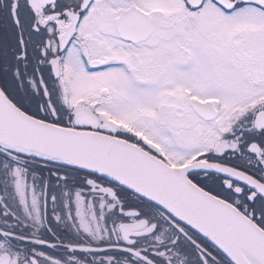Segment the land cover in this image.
<instances>
[{"label": "snow or ice", "instance_id": "snow-or-ice-1", "mask_svg": "<svg viewBox=\"0 0 264 264\" xmlns=\"http://www.w3.org/2000/svg\"><path fill=\"white\" fill-rule=\"evenodd\" d=\"M0 264H264V0H0Z\"/></svg>", "mask_w": 264, "mask_h": 264}]
</instances>
